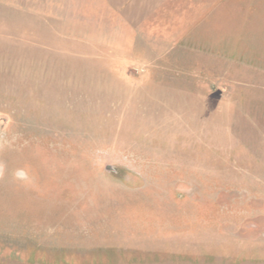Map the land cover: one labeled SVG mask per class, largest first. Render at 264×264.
Here are the masks:
<instances>
[{
	"label": "rangeland",
	"instance_id": "1",
	"mask_svg": "<svg viewBox=\"0 0 264 264\" xmlns=\"http://www.w3.org/2000/svg\"><path fill=\"white\" fill-rule=\"evenodd\" d=\"M263 2L0 0V264H264Z\"/></svg>",
	"mask_w": 264,
	"mask_h": 264
},
{
	"label": "crops",
	"instance_id": "2",
	"mask_svg": "<svg viewBox=\"0 0 264 264\" xmlns=\"http://www.w3.org/2000/svg\"><path fill=\"white\" fill-rule=\"evenodd\" d=\"M59 1V0H55ZM89 14L103 15L110 31L123 33V61L133 58L132 49L137 41L148 39L149 34L160 31L161 17L186 14L193 9L195 0H77ZM180 1H186L180 3ZM203 16L216 13L228 0H201ZM264 1V0H263ZM58 7L59 4L56 3ZM196 10V9H195ZM264 10V2H263ZM178 12V13H177ZM207 23V22H206ZM140 44V43H139ZM130 57V58H129ZM129 58V59H128Z\"/></svg>",
	"mask_w": 264,
	"mask_h": 264
},
{
	"label": "clouds",
	"instance_id": "3",
	"mask_svg": "<svg viewBox=\"0 0 264 264\" xmlns=\"http://www.w3.org/2000/svg\"><path fill=\"white\" fill-rule=\"evenodd\" d=\"M2 172H3V165H0V175H2ZM14 177H15V179L23 181V182H29L30 181L29 174L24 169H17L14 172Z\"/></svg>",
	"mask_w": 264,
	"mask_h": 264
}]
</instances>
